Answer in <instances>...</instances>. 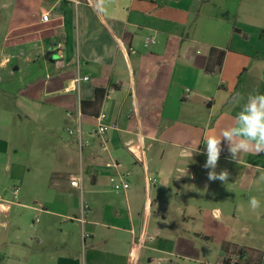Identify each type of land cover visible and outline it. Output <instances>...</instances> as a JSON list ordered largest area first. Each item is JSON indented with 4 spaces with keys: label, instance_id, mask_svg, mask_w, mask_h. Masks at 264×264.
Listing matches in <instances>:
<instances>
[{
    "label": "crops",
    "instance_id": "obj_1",
    "mask_svg": "<svg viewBox=\"0 0 264 264\" xmlns=\"http://www.w3.org/2000/svg\"><path fill=\"white\" fill-rule=\"evenodd\" d=\"M42 9L49 13L46 23L40 20ZM0 18L9 25L2 51L16 52L29 44L43 49L54 73L45 96L57 95L51 99L64 109L65 123L74 130L80 103H91L95 90L103 91L99 102L84 106L86 115L79 117L81 149L74 130L69 146L53 138V179L42 183L43 196L29 199L33 206L20 203L18 191L13 194L17 187L12 198L0 197V203L8 202L0 211V227L6 226V218L22 224L27 211L39 216L32 230H4L0 264H172L164 257L172 252L161 249L159 241L181 239L166 226L148 230L156 204L165 208L166 203L183 202L174 206L183 224L193 205L202 212L200 203L216 198L233 205L235 220H264V153L241 154L237 162L222 141L216 172H229L225 184L208 179L207 156L201 152L206 131L219 135L232 123L239 111L232 104L237 92L245 97L264 94V12L255 4L0 0ZM146 37L154 44L144 47ZM5 59L0 66L8 63ZM77 75L88 80L74 85ZM100 112L110 126L101 137L93 134L91 117ZM7 143L6 136L0 137V172L23 183L26 172L17 168L23 167V159L16 158L14 149L4 153ZM186 145H198L191 160L181 155ZM75 147L82 157L77 174L85 175L79 196L69 185L76 176L67 172L66 157L75 154ZM115 174L129 184L126 192L111 190L109 177ZM250 196L261 201L259 209L250 208ZM237 249L258 253L263 263L259 250L235 241L222 243L221 258ZM150 254L156 257L151 260ZM240 261L249 263L245 257Z\"/></svg>",
    "mask_w": 264,
    "mask_h": 264
},
{
    "label": "rangeland",
    "instance_id": "obj_2",
    "mask_svg": "<svg viewBox=\"0 0 264 264\" xmlns=\"http://www.w3.org/2000/svg\"><path fill=\"white\" fill-rule=\"evenodd\" d=\"M241 2L243 8L252 3L259 11L264 12V0H241ZM8 28L7 21L0 18V50ZM15 53L16 56H11ZM7 55L11 61L4 67L0 66V137L6 136L9 141L4 153L12 154L14 149L16 158L20 161L23 159L20 163L23 167L17 168L20 169L18 172L24 171L26 174L23 177V183H20L9 178L4 172H0V197L12 198L11 192L17 187L20 203H29L33 206V203L28 200L33 196L37 198L43 196L42 183L53 179L50 176L54 163L53 154L50 151L53 138L62 145L69 146L74 134L69 135L67 130H74V126L65 123L64 109L52 101L51 98L57 95L45 96L49 92L46 84L50 78L52 79L54 73L52 65L45 63L43 49H37L35 44H29L21 46L16 52L1 50L0 62L4 61ZM74 153L66 157L70 163L67 172H72L77 177L81 175L77 174V169L78 161L82 157L76 147ZM17 168L14 169L17 170ZM81 177L85 179V175ZM77 194L79 196V191ZM182 203L181 201L177 204L166 203L165 208H162L161 204H156L150 211L152 215L149 218L148 230L152 227L162 229L166 226L167 232L181 239L180 243L177 240L159 241L158 246L161 249L172 252V255L164 256L170 259L172 264H223L224 257L221 258L220 255L222 243L231 241L241 243L246 248L253 247L259 250L263 254L262 264H264L263 219L240 217L235 220L232 216L233 205L216 198L201 202L202 212H199L192 204L193 206L185 216V219L188 218L185 221L186 224H183L181 213L174 211V206L181 207ZM17 211L22 213L23 209L16 208ZM162 214L165 222L161 220ZM12 215L14 216L15 213ZM23 216L20 225L14 223V219H4L6 226L0 227V237L4 234V230H32V222L39 216L28 211ZM221 221L224 223L221 224ZM223 225H228L229 230H221ZM2 249L3 246L0 245V251ZM159 256L163 257V255ZM154 257L156 254H150L151 260ZM228 257L229 264L235 262L245 264L244 261L241 263L235 258V255L228 254L226 258ZM246 257L247 260L257 261L259 254L250 252Z\"/></svg>",
    "mask_w": 264,
    "mask_h": 264
},
{
    "label": "clouds",
    "instance_id": "obj_3",
    "mask_svg": "<svg viewBox=\"0 0 264 264\" xmlns=\"http://www.w3.org/2000/svg\"><path fill=\"white\" fill-rule=\"evenodd\" d=\"M232 104L239 108L232 123L223 128L219 135L206 131L203 137L207 156L204 167L210 170L208 179L210 181L219 180L225 184L228 183L229 172L226 169L219 173L216 172L223 150L222 141L226 142L231 158L237 162L241 154L264 153V94L257 91L248 93L245 97L244 94L237 92L232 97ZM207 127L205 125L206 129ZM198 145L195 147L186 145L181 149V155L191 160L194 153L199 151ZM260 179L264 180V176ZM249 205L255 211L261 207V201L256 196H250Z\"/></svg>",
    "mask_w": 264,
    "mask_h": 264
},
{
    "label": "built area",
    "instance_id": "obj_4",
    "mask_svg": "<svg viewBox=\"0 0 264 264\" xmlns=\"http://www.w3.org/2000/svg\"><path fill=\"white\" fill-rule=\"evenodd\" d=\"M40 20L43 23H46L49 21V13L46 10H41L40 12ZM154 44V39L152 37H146L144 39V47H148L150 45ZM6 62H8V59H5ZM88 78L87 77H80V76H76L73 79V84L77 85L79 84V82L81 81H87ZM187 91V90H186ZM67 116H69V114H67ZM81 116L80 111L77 112V116H76V121H75V134L77 136V142L79 144V148L81 149L82 145L84 144L81 141L80 135V122H79V117ZM94 121H95V129L93 131L94 135L97 136H103L107 129L110 128V126L108 124L105 123L106 120V115L102 112L98 113L97 116L93 117ZM113 127V126H111ZM69 135H73V132L70 130H67ZM202 153L206 154V149H203L201 151ZM149 181L151 180L150 178L148 179ZM109 184H110V188L114 193H124L128 190L129 188V184L127 183V181L125 180V178L122 175L119 174H115L113 176L109 177ZM69 185L74 188L77 189L80 193L82 192V177L81 175L77 176V177H71L69 179ZM18 189L15 188V190L13 191V194L15 195L17 193ZM3 204H8V202L6 200H2L0 203V211L4 210ZM82 222V220H81Z\"/></svg>",
    "mask_w": 264,
    "mask_h": 264
},
{
    "label": "trees",
    "instance_id": "obj_5",
    "mask_svg": "<svg viewBox=\"0 0 264 264\" xmlns=\"http://www.w3.org/2000/svg\"><path fill=\"white\" fill-rule=\"evenodd\" d=\"M213 50L211 49L210 52H212ZM221 57H222V53L221 52H218V65H220V62H221ZM208 69V67H207ZM103 94V91L101 89H96L95 90V99L91 102V103H88V102H81L80 103V114L81 115H86L84 114V106H95L96 103L99 102V100L101 99V96ZM98 113L96 114H93L91 117H95L97 116ZM234 255H236V258L241 260L242 258H246V263H248L250 260H247V251L246 250H243V249H237L234 251ZM249 259V257H248ZM229 258H223V264H229ZM261 262V256L259 255V258L257 261H250L251 264H260Z\"/></svg>",
    "mask_w": 264,
    "mask_h": 264
}]
</instances>
